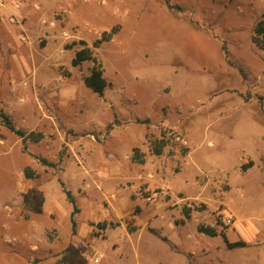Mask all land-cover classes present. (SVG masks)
Segmentation results:
<instances>
[{
  "label": "rangeland",
  "instance_id": "1",
  "mask_svg": "<svg viewBox=\"0 0 264 264\" xmlns=\"http://www.w3.org/2000/svg\"><path fill=\"white\" fill-rule=\"evenodd\" d=\"M263 19L264 0H0V113L44 136L0 125V264H264Z\"/></svg>",
  "mask_w": 264,
  "mask_h": 264
},
{
  "label": "trees",
  "instance_id": "2",
  "mask_svg": "<svg viewBox=\"0 0 264 264\" xmlns=\"http://www.w3.org/2000/svg\"><path fill=\"white\" fill-rule=\"evenodd\" d=\"M169 9H175L178 7H174L171 5H168ZM104 40H108V39H99L97 42H95V47H99L102 42ZM252 42L253 44L261 49L264 50V19L259 21L255 28H254V34L252 37ZM83 45V48L78 50L75 54V57L73 59V65L74 66H79L81 65L83 62L86 61H90L93 62L94 66L92 68L91 74L89 76H87L84 79V84L87 88H89L91 91H93L94 93L98 94V95H103L105 89L108 87V82L106 80V78L104 77V73L105 70L103 68V64L97 59V57L94 55L93 50L86 45L85 42L81 43ZM0 125L5 126L6 128H8L10 131L14 132L17 136H19L21 139L23 140H27L30 139L35 143L40 142L43 139V134L42 133H37V132H25L23 130H19L16 129V127L14 126L12 120L10 119V117L8 115H6L5 113H0ZM167 146V142L165 141V139H161L159 141H155L154 143H152L151 149H152V153L154 155L157 156H161L164 153V149ZM133 160L134 162H138L140 164L145 163V159L142 157V155L139 153L138 149H135V154L133 156ZM41 163L43 165L46 166H55L53 163L49 162L46 159H40ZM247 166H243V170H246ZM24 174L26 176V178L31 179V178H35L37 176L36 172L33 171L30 167H27L24 171ZM67 197L68 200L73 204L74 210L72 212V216H71V222H72V227H73V231L75 232L76 230V221H75V215L78 212V209L76 207V203L74 201V198L71 197L70 192H67ZM185 214L189 215L190 210L189 209H184ZM105 224L103 225V228H105ZM112 227H116L119 226V224H112ZM137 229L134 228H130L129 231L131 233L135 232ZM200 231L209 236V237H216L218 236V231L217 229L213 228V227H205L202 226L200 227ZM230 247L235 248V247H240V246H244L246 243L244 241H240V242H236V243H228ZM63 262V259L58 261V264H61Z\"/></svg>",
  "mask_w": 264,
  "mask_h": 264
}]
</instances>
